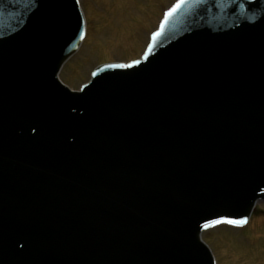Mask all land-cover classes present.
<instances>
[{
    "label": "water",
    "instance_id": "1",
    "mask_svg": "<svg viewBox=\"0 0 264 264\" xmlns=\"http://www.w3.org/2000/svg\"><path fill=\"white\" fill-rule=\"evenodd\" d=\"M84 37L77 0H0V264H215L264 205V0H179L73 92Z\"/></svg>",
    "mask_w": 264,
    "mask_h": 264
},
{
    "label": "rangeland",
    "instance_id": "2",
    "mask_svg": "<svg viewBox=\"0 0 264 264\" xmlns=\"http://www.w3.org/2000/svg\"><path fill=\"white\" fill-rule=\"evenodd\" d=\"M176 0H78L85 17V40L62 67L59 80L78 91L91 72L140 58L151 34ZM216 264H264V205L254 208L244 233L201 235Z\"/></svg>",
    "mask_w": 264,
    "mask_h": 264
},
{
    "label": "snow or ice",
    "instance_id": "3",
    "mask_svg": "<svg viewBox=\"0 0 264 264\" xmlns=\"http://www.w3.org/2000/svg\"><path fill=\"white\" fill-rule=\"evenodd\" d=\"M171 14V13H170ZM229 223H232V224H237V222L236 221H228ZM248 221H247V219H245L242 223L243 224H246ZM238 226H240V225H238Z\"/></svg>",
    "mask_w": 264,
    "mask_h": 264
}]
</instances>
